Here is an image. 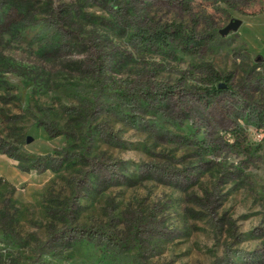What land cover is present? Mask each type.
<instances>
[{"label":"rangeland","instance_id":"obj_1","mask_svg":"<svg viewBox=\"0 0 264 264\" xmlns=\"http://www.w3.org/2000/svg\"><path fill=\"white\" fill-rule=\"evenodd\" d=\"M0 264H264V0H0Z\"/></svg>","mask_w":264,"mask_h":264},{"label":"trees","instance_id":"obj_2","mask_svg":"<svg viewBox=\"0 0 264 264\" xmlns=\"http://www.w3.org/2000/svg\"><path fill=\"white\" fill-rule=\"evenodd\" d=\"M155 37L161 42H166L167 38L171 37L173 38V40L178 41L179 44L186 50L192 49V47L190 48V45L193 46L194 43L197 42L196 38L192 34L184 33L183 30L178 26H175L174 28H171L170 30L165 29V28L162 30H159L158 35ZM229 77L230 75H226L224 78L225 80H229ZM220 91H223V89L219 88V86H213L211 89L206 90L207 93L211 92L213 94L218 93ZM234 133H235V136L240 135L237 131H234Z\"/></svg>","mask_w":264,"mask_h":264},{"label":"water","instance_id":"obj_3","mask_svg":"<svg viewBox=\"0 0 264 264\" xmlns=\"http://www.w3.org/2000/svg\"><path fill=\"white\" fill-rule=\"evenodd\" d=\"M241 25V20L239 19H234L232 20L227 26H225L222 30H221V34L222 35H226L228 32L230 31H235L239 28V26Z\"/></svg>","mask_w":264,"mask_h":264}]
</instances>
